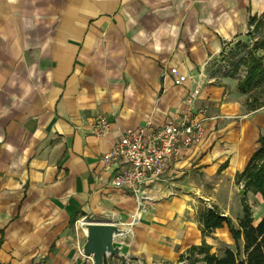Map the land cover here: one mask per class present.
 Returning a JSON list of instances; mask_svg holds the SVG:
<instances>
[{
    "label": "crops",
    "instance_id": "0c3cea01",
    "mask_svg": "<svg viewBox=\"0 0 264 264\" xmlns=\"http://www.w3.org/2000/svg\"><path fill=\"white\" fill-rule=\"evenodd\" d=\"M263 11L264 0H0V262L93 264L87 220L122 229L125 257L106 264H207L189 249H233L227 225L206 231L199 213L238 227L236 174L264 133V103L250 107L215 64ZM183 115L202 123L199 141L138 192L114 186L122 166L103 155L124 131Z\"/></svg>",
    "mask_w": 264,
    "mask_h": 264
},
{
    "label": "trees",
    "instance_id": "16d2710c",
    "mask_svg": "<svg viewBox=\"0 0 264 264\" xmlns=\"http://www.w3.org/2000/svg\"><path fill=\"white\" fill-rule=\"evenodd\" d=\"M264 14V11H263ZM252 31H256L263 25L261 19L256 20L250 17L248 24H253ZM263 46L254 44L248 50L245 58L242 59L245 67L244 74L238 78L237 87L242 93H248L258 85L264 84V63L262 58L254 51L257 47ZM250 107L260 106L264 101H248ZM238 180L242 181L243 188L252 193H259L264 199V133L258 136V146L251 154L247 164L242 171L236 174ZM200 221L204 230L209 231L226 224L234 239V248H225L220 255L211 253L209 246L202 243L189 249L190 253L202 254V260L207 264H264V212L260 218L253 222L249 206L243 202V213L238 219V227H235L229 218L222 217L215 209H202L199 213ZM242 240V246L239 241ZM187 259V264H193L197 258L182 256ZM0 264H3L0 262Z\"/></svg>",
    "mask_w": 264,
    "mask_h": 264
},
{
    "label": "built area",
    "instance_id": "2783aa9c",
    "mask_svg": "<svg viewBox=\"0 0 264 264\" xmlns=\"http://www.w3.org/2000/svg\"><path fill=\"white\" fill-rule=\"evenodd\" d=\"M175 84L182 83L185 75L170 68ZM197 90L190 95L193 98ZM107 122L103 117L96 120L93 132L104 134ZM200 121L183 115L177 120H170L159 127L144 125L142 127L127 128L122 136L103 155L106 164L118 162L122 167L114 171L112 183L116 187L128 185L138 192V186L147 179L158 178L179 154L181 149L199 141L203 134ZM137 202L143 195L138 193ZM83 223L80 222V225ZM177 264H187L182 258Z\"/></svg>",
    "mask_w": 264,
    "mask_h": 264
},
{
    "label": "rangeland",
    "instance_id": "374dc122",
    "mask_svg": "<svg viewBox=\"0 0 264 264\" xmlns=\"http://www.w3.org/2000/svg\"><path fill=\"white\" fill-rule=\"evenodd\" d=\"M263 25L256 31L248 33L246 38L240 41L233 42L226 52L216 59V73H228L234 79L242 77L244 74V65L242 59L248 50L252 49L253 45H259L260 42L263 46L257 47L254 51L262 58L264 63V16L262 17ZM247 97L251 102L264 101V84L258 85L247 93ZM247 189L242 190V201L249 206L253 222L257 221L264 212V199L259 193H252ZM247 193V194H246Z\"/></svg>",
    "mask_w": 264,
    "mask_h": 264
},
{
    "label": "water",
    "instance_id": "95a60500",
    "mask_svg": "<svg viewBox=\"0 0 264 264\" xmlns=\"http://www.w3.org/2000/svg\"><path fill=\"white\" fill-rule=\"evenodd\" d=\"M242 191V190H241ZM80 229L84 235L81 245L83 258L89 257L93 264H106L107 255L125 257L121 247L114 243L122 229L112 221H83Z\"/></svg>",
    "mask_w": 264,
    "mask_h": 264
}]
</instances>
